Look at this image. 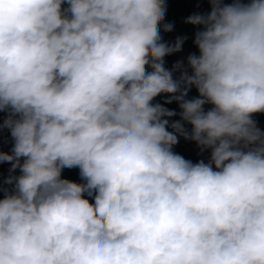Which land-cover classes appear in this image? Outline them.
<instances>
[{
	"label": "clouds",
	"instance_id": "1",
	"mask_svg": "<svg viewBox=\"0 0 264 264\" xmlns=\"http://www.w3.org/2000/svg\"><path fill=\"white\" fill-rule=\"evenodd\" d=\"M208 2L169 69L166 0H0V264H264V0Z\"/></svg>",
	"mask_w": 264,
	"mask_h": 264
},
{
	"label": "crops",
	"instance_id": "2",
	"mask_svg": "<svg viewBox=\"0 0 264 264\" xmlns=\"http://www.w3.org/2000/svg\"><path fill=\"white\" fill-rule=\"evenodd\" d=\"M225 3H231L232 0H224ZM167 3V13L165 20L162 23H173L174 30L172 32L165 33L162 30L161 24V35L164 42L173 43L177 37L187 36L188 39L182 46V51L178 53H173L164 58L165 67L171 69L173 64L177 61H182L187 67V56L190 53H198V49L194 45V33L198 30L196 26L186 24L184 22L185 18L189 15L200 12L206 13L211 10V6L208 0H166ZM179 72L174 73V77L179 76ZM190 74V70H189ZM168 94H161L156 97L153 103H161L163 106L167 107L170 110H175L178 114L174 117L168 118L169 122L179 120L180 108L177 102L173 101L170 104H164L165 99H167ZM198 97V92L195 87H192L188 93L186 99H192ZM205 110H208L212 107L210 104H206ZM6 113H0V123H2L3 118L6 116ZM253 119L257 121V125L261 130H264V114H256L253 116ZM187 128H191L190 125H185ZM168 131H172L171 128H168ZM178 144L173 146V151L187 160H191L193 163L198 162L203 159L205 162H208L210 158V150L201 152L200 148L194 141L185 140L182 136H178ZM13 141L10 137V133L7 129L0 131V151L11 152ZM10 164L9 163H0V183L4 177H6L9 172ZM15 174H19V170ZM62 178L68 179L77 183H82L81 177L79 175V168L68 169L65 168L62 171ZM4 193L0 191V198H3ZM91 200V198H89ZM94 202V201H92Z\"/></svg>",
	"mask_w": 264,
	"mask_h": 264
},
{
	"label": "rangeland",
	"instance_id": "3",
	"mask_svg": "<svg viewBox=\"0 0 264 264\" xmlns=\"http://www.w3.org/2000/svg\"><path fill=\"white\" fill-rule=\"evenodd\" d=\"M66 6V5H65Z\"/></svg>",
	"mask_w": 264,
	"mask_h": 264
}]
</instances>
